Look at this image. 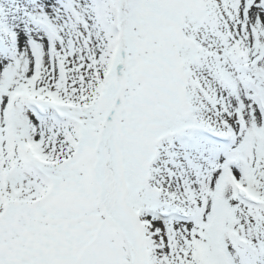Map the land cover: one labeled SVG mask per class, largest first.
<instances>
[{"label":"snow or ice","instance_id":"snow-or-ice-1","mask_svg":"<svg viewBox=\"0 0 264 264\" xmlns=\"http://www.w3.org/2000/svg\"><path fill=\"white\" fill-rule=\"evenodd\" d=\"M0 264H264V0H0Z\"/></svg>","mask_w":264,"mask_h":264}]
</instances>
